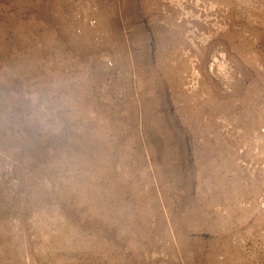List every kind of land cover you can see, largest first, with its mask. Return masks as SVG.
<instances>
[{"label":"rangeland","instance_id":"1","mask_svg":"<svg viewBox=\"0 0 264 264\" xmlns=\"http://www.w3.org/2000/svg\"><path fill=\"white\" fill-rule=\"evenodd\" d=\"M0 264H264V0H0Z\"/></svg>","mask_w":264,"mask_h":264}]
</instances>
